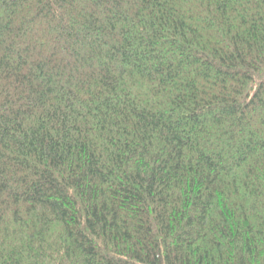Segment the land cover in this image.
I'll return each mask as SVG.
<instances>
[{
  "label": "trees",
  "instance_id": "obj_1",
  "mask_svg": "<svg viewBox=\"0 0 264 264\" xmlns=\"http://www.w3.org/2000/svg\"><path fill=\"white\" fill-rule=\"evenodd\" d=\"M0 264H264V0H0Z\"/></svg>",
  "mask_w": 264,
  "mask_h": 264
}]
</instances>
